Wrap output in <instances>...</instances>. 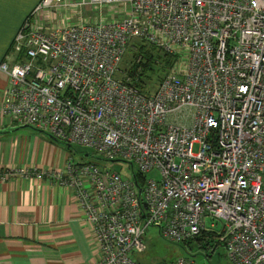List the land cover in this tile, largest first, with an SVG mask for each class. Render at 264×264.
Instances as JSON below:
<instances>
[{"label":"built area","instance_id":"1","mask_svg":"<svg viewBox=\"0 0 264 264\" xmlns=\"http://www.w3.org/2000/svg\"><path fill=\"white\" fill-rule=\"evenodd\" d=\"M60 8L91 16L41 30L38 14ZM132 41L174 58L149 96L118 70ZM11 43L0 120L142 177L70 161L9 172L70 193L91 264H141L147 227L176 245L216 231L230 264H264V0H38Z\"/></svg>","mask_w":264,"mask_h":264},{"label":"crops","instance_id":"2","mask_svg":"<svg viewBox=\"0 0 264 264\" xmlns=\"http://www.w3.org/2000/svg\"><path fill=\"white\" fill-rule=\"evenodd\" d=\"M38 0H0V57L13 55L12 38ZM0 73V99L7 85ZM47 134L0 120V264H91L89 229L70 193L48 176L24 178L19 168L61 170L66 153ZM4 177L3 179H1Z\"/></svg>","mask_w":264,"mask_h":264},{"label":"rangeland","instance_id":"3","mask_svg":"<svg viewBox=\"0 0 264 264\" xmlns=\"http://www.w3.org/2000/svg\"><path fill=\"white\" fill-rule=\"evenodd\" d=\"M88 16H91L90 12L86 10H68L65 8L55 10H44L41 14H38L39 21L42 23L41 30L46 31L50 28L61 27L64 28L69 23H77L80 20H85ZM127 52L124 54L125 57ZM38 66H40L37 63ZM61 151L66 153V162L70 161L73 164H85L93 163L99 170H110L119 173L122 177L131 178V172L135 170V167L128 165L127 162L121 161H103V159L95 154L91 150H87L75 145L64 144L60 145ZM151 174H146V177H150ZM153 176L157 177L154 173ZM205 219V226H208L211 222L208 218ZM216 225L219 226L218 221ZM216 226V227H217ZM142 243L145 247L143 253L137 255L136 259L144 264H166L174 261L177 258L187 257L191 258L196 264H208L201 255H198L196 250L186 251L180 245L171 244L159 237L157 229L155 227H147L142 236ZM210 264H230L225 256L223 247H219L209 258Z\"/></svg>","mask_w":264,"mask_h":264},{"label":"trees","instance_id":"4","mask_svg":"<svg viewBox=\"0 0 264 264\" xmlns=\"http://www.w3.org/2000/svg\"><path fill=\"white\" fill-rule=\"evenodd\" d=\"M126 52L128 57L123 55L118 70L129 76L132 86L136 88L138 93L149 96L155 90L157 83L167 73L174 58L154 46L137 41H132L126 49L125 53ZM59 143L64 144L61 142ZM132 174H134L137 185L141 186L142 177L134 170ZM217 236L216 231L204 230L200 231L199 234L191 240L178 245L186 251L196 250L197 253H199L198 255H201L203 259L210 264V262H208L210 261V255L219 247H222L216 239ZM136 261L141 263L137 259Z\"/></svg>","mask_w":264,"mask_h":264},{"label":"water","instance_id":"5","mask_svg":"<svg viewBox=\"0 0 264 264\" xmlns=\"http://www.w3.org/2000/svg\"><path fill=\"white\" fill-rule=\"evenodd\" d=\"M51 138H52V137H51ZM52 139H53V138H52ZM53 140H54V139H53ZM66 146L68 147V144H67ZM112 161H119V160H110V162H112ZM128 165L130 166L129 163H128ZM130 168H131V166H130ZM131 177L134 178V174H132V172H131ZM139 192H140V189L137 188V194H139ZM142 206L145 207L143 203H142Z\"/></svg>","mask_w":264,"mask_h":264}]
</instances>
